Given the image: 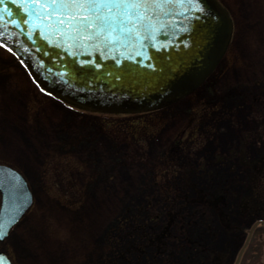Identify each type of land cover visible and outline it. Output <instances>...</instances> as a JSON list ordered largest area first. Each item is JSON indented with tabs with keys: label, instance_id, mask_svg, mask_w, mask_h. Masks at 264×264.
<instances>
[{
	"label": "rangeland",
	"instance_id": "rangeland-1",
	"mask_svg": "<svg viewBox=\"0 0 264 264\" xmlns=\"http://www.w3.org/2000/svg\"><path fill=\"white\" fill-rule=\"evenodd\" d=\"M220 1L233 22L225 54L194 92L149 113L111 115L64 107L0 48V163L19 171L31 193L30 206L0 240L11 264H107L128 240L129 232L121 230L115 234H124L123 243L107 239L125 209L128 215L162 209L160 187L171 180L160 174L166 159L183 164L178 184L184 187V179L194 184L189 198L198 189L226 191L230 229L221 228L199 203L178 202L186 216L177 226L183 220L192 243L172 227L167 252L154 264H208L209 247L224 253L222 264H264V228L246 238L254 242L251 249L243 242L259 215L240 216L236 205L246 192L247 173L229 157L231 150L253 157L264 148V116L247 92L251 87L264 91V0ZM175 141L179 146L172 145ZM130 146L143 152L141 159L120 160ZM222 154L227 159L217 161ZM146 203L148 210L142 208ZM212 234L217 237L210 243ZM139 237L134 232L130 241L142 242ZM151 252L146 250L142 264Z\"/></svg>",
	"mask_w": 264,
	"mask_h": 264
},
{
	"label": "water",
	"instance_id": "water-1",
	"mask_svg": "<svg viewBox=\"0 0 264 264\" xmlns=\"http://www.w3.org/2000/svg\"><path fill=\"white\" fill-rule=\"evenodd\" d=\"M201 8L192 11L182 0L148 2L133 14L139 19L114 25L111 32L104 21L92 19L107 9L93 11L88 28L60 25L62 9L47 3L4 0L0 46L41 89L69 106L109 114L152 111L192 92L226 51L233 29L227 8L219 0H202ZM30 204L24 177L0 163V239ZM0 264H11L1 251Z\"/></svg>",
	"mask_w": 264,
	"mask_h": 264
},
{
	"label": "trees",
	"instance_id": "trees-1",
	"mask_svg": "<svg viewBox=\"0 0 264 264\" xmlns=\"http://www.w3.org/2000/svg\"><path fill=\"white\" fill-rule=\"evenodd\" d=\"M247 92L249 93V99L257 106L258 113L261 116H264V91H262L261 88L251 87ZM178 143L179 141H175L172 145L177 147L179 146ZM242 152L240 153V151L234 150L229 152V157L232 156L238 159V164L244 168L247 173L244 181L246 192L244 196L238 198L236 208L238 209L240 216H243L244 218L257 214L259 215L258 218H264V148L253 157L242 154ZM142 154L143 152H137L134 147L130 146L125 152H122L120 160H139L141 159ZM224 159L227 158L225 154H222L217 156L216 160L221 162ZM161 166L162 169L160 174L162 177H168L171 179L168 181V186L165 185L164 187H160V197L161 202L163 203L162 209L157 210V212L153 210L150 214L141 213L142 211L145 212L142 208L148 210V203H146L145 206H142V211H138V213L134 212L128 215V209H125L126 213L122 217L118 218V223L114 227L115 232L107 233V239L112 243V245H119L120 241L123 243L125 238L124 234H115L117 233V230H121L129 232L126 236L128 240L124 242L121 250L117 251L108 259L109 264H142L144 258L143 256L146 257L145 254L147 249H152V257L147 260V264H154L156 256L161 255L164 251L167 252L168 239L172 238V235L169 232L174 226L178 229L177 233L182 234L186 243L191 245L192 242L190 236H188L186 224H182L183 220L180 222V226H177L178 219L180 218L181 220L186 216L182 213L181 206H178V202L184 206L189 204L190 201L199 203V205L206 207L209 212L211 211L213 213L214 220L221 228L229 231L230 214L227 213L228 210L226 211L225 208V190H223L225 192L216 190L204 193L198 189L194 190V196L189 198V188H193L194 184L189 183V181H185V179L184 187L178 184V182L183 179V164L175 159H173L172 162L166 159ZM195 219L196 216H194V220H191L192 224L196 223ZM209 224L211 223L209 222ZM260 228H264V225L255 226L251 235L256 234ZM134 232L138 233L142 242L139 241L135 243L134 241L136 240L130 241ZM216 237L217 236L215 234H212L210 243L214 241ZM200 242H202L201 239ZM195 245H197V242L194 241V246ZM247 245L248 249H251L252 245H254L252 238L249 239ZM206 251L208 264H222L224 257V253H222V251L216 247H209ZM132 253L136 254L133 261L128 260V257ZM170 255L171 254L169 253V256Z\"/></svg>",
	"mask_w": 264,
	"mask_h": 264
},
{
	"label": "snow or ice",
	"instance_id": "snow-or-ice-1",
	"mask_svg": "<svg viewBox=\"0 0 264 264\" xmlns=\"http://www.w3.org/2000/svg\"><path fill=\"white\" fill-rule=\"evenodd\" d=\"M22 0H12L13 4H20ZM27 3H47L51 5L54 9H62V18L59 20L60 25H75L81 24L85 27L91 28L92 23L89 19L93 11L99 13L101 9H107V12L103 16L92 17V19H100L104 21L111 32H114L116 28L114 25H121L123 22L129 21L131 19H139L140 15H133L136 13H141V5L147 4L148 2L161 3L163 0H23ZM186 2L192 11L201 12L202 0H182ZM4 4V0H0V5ZM112 9L117 11L113 12ZM7 10V9H6ZM8 15L11 16V10H7ZM21 11L28 13L29 9L21 8ZM67 16V18H63ZM83 17L79 19L78 17ZM3 14L0 13V20H2ZM87 21V23H85ZM12 25H18V21L13 19L10 21ZM23 24H27L28 20L22 21ZM73 30H75L73 28ZM123 31V29L121 28ZM0 36L3 33L0 32ZM83 63V62H82ZM4 234V224L0 220V235Z\"/></svg>",
	"mask_w": 264,
	"mask_h": 264
}]
</instances>
